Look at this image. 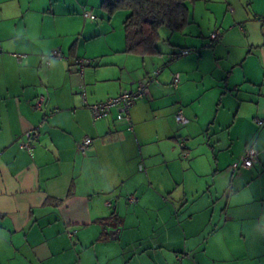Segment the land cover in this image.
<instances>
[{
  "label": "crops",
  "instance_id": "crops-1",
  "mask_svg": "<svg viewBox=\"0 0 264 264\" xmlns=\"http://www.w3.org/2000/svg\"><path fill=\"white\" fill-rule=\"evenodd\" d=\"M193 5L141 55L101 0H0V264H264V0ZM157 69L133 130L82 105L81 87L100 102ZM36 126L29 153L18 141ZM252 139L255 162L232 170Z\"/></svg>",
  "mask_w": 264,
  "mask_h": 264
},
{
  "label": "trees",
  "instance_id": "trees-1",
  "mask_svg": "<svg viewBox=\"0 0 264 264\" xmlns=\"http://www.w3.org/2000/svg\"><path fill=\"white\" fill-rule=\"evenodd\" d=\"M196 1L197 0H101V8L109 15L114 14L118 10H125L127 14L122 23L125 37V51L148 55L159 53L157 45L161 40V30L163 28H167L172 32H180L192 22L191 8H193V4ZM189 4H192V7ZM53 52L50 55H52ZM22 55V57H24V54ZM45 58H47V56ZM45 58L44 61L46 60ZM175 113L173 114V119ZM174 123L177 127H183L187 124L178 125L175 119ZM180 137L184 138L183 144H180ZM175 146L179 149L182 158H188L189 151L187 138L185 136L177 135L175 137ZM232 170L234 169L232 168ZM129 195H133L136 201L129 202ZM126 199L129 203H135L138 197L134 194H128ZM107 204H110V200Z\"/></svg>",
  "mask_w": 264,
  "mask_h": 264
},
{
  "label": "built area",
  "instance_id": "built-area-1",
  "mask_svg": "<svg viewBox=\"0 0 264 264\" xmlns=\"http://www.w3.org/2000/svg\"><path fill=\"white\" fill-rule=\"evenodd\" d=\"M83 15L87 18L94 19L95 15L92 14L89 11H84ZM220 38V31L219 29H215L210 34V42L217 41ZM189 52L188 49H184L181 51V54H187ZM17 59L20 60L22 58V54H15ZM51 56L55 57H62L60 51H54L52 55H49L45 62H49V58ZM90 59L83 58L78 59V65L82 69V67L90 63ZM159 72V69L155 70L152 75L146 76L144 78L138 79L133 87L131 88H124L122 89L118 94L108 97L107 99L95 102V103H89L86 98L85 89L84 87H81L80 90L81 99H82V105L89 109L92 117L94 119L102 118L106 115H108L113 109L116 110V118L118 120H124L128 123V127L130 130H133V123L130 119V108L133 104H135L138 100L142 99L146 94L149 92L150 84L156 79V74ZM179 82L178 75H173L172 78V84L174 87H177ZM44 102V96L40 95L36 98L33 107L35 109H38L41 107L42 103ZM174 119L176 124L178 125H184L188 123V118L185 116L182 110H178L175 115ZM254 122L257 125H260L262 123V120L260 118H255ZM40 136V130L39 127H33L32 129H29L23 133V136L21 140L18 141V144L21 148H24L29 153H32L33 149L35 148V141ZM183 137L179 138L180 144H183ZM92 143V138L88 135L82 137L78 143L76 144V147L79 151L82 153L87 150V148ZM256 159V151H255V142L254 140L248 141L245 148L243 149L241 155L237 160H235L232 163V168L238 169L239 167L249 168L253 165ZM129 202L136 201V198L133 195L128 196ZM107 203H109V200H107ZM73 232L69 231L68 236H71Z\"/></svg>",
  "mask_w": 264,
  "mask_h": 264
},
{
  "label": "rangeland",
  "instance_id": "rangeland-1",
  "mask_svg": "<svg viewBox=\"0 0 264 264\" xmlns=\"http://www.w3.org/2000/svg\"><path fill=\"white\" fill-rule=\"evenodd\" d=\"M190 5V4H189ZM192 7V4L190 5ZM194 6V5H193ZM192 9V8H191ZM193 10V9H192ZM101 11V12H100ZM96 10L95 9V12L93 13L95 16H98V21L101 23V22H106L107 21V17L108 15L103 12L102 10ZM127 12L125 10H118L116 11L113 15H112V23L115 25H121V22L123 21V19L125 18ZM166 31V30H165ZM161 35H162V32H161ZM169 37V36H168Z\"/></svg>",
  "mask_w": 264,
  "mask_h": 264
}]
</instances>
